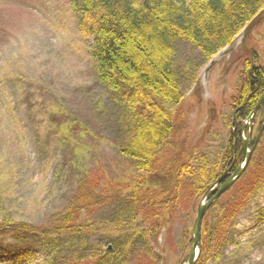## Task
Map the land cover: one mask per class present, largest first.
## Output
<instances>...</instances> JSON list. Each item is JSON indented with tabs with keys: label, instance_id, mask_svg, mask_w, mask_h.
<instances>
[{
	"label": "rangeland",
	"instance_id": "obj_1",
	"mask_svg": "<svg viewBox=\"0 0 264 264\" xmlns=\"http://www.w3.org/2000/svg\"><path fill=\"white\" fill-rule=\"evenodd\" d=\"M73 1L0 0V195L11 219L38 228L55 227L72 203L84 204L76 222L88 232L81 243L69 240L77 249L59 239L64 248L54 261L39 247L40 233L0 229V264H92L91 255L107 246L118 248L122 258L110 259L119 264H182L192 247L194 214L207 199L190 196L189 182H182L168 225L157 238L144 237L141 228L152 226L155 210L138 212L129 198L135 183L149 177H139L120 153L132 138L131 117L98 81L94 43L79 35ZM244 33L213 61L175 41L174 73L184 98L168 108L174 132L158 168L166 169L179 151L215 164L232 130L231 97L244 61L264 69V20L245 39ZM256 147L242 176L205 216V237L215 217L230 212L231 218L209 245L202 238L196 264H264V243L254 245L264 240V151Z\"/></svg>",
	"mask_w": 264,
	"mask_h": 264
},
{
	"label": "trees",
	"instance_id": "obj_2",
	"mask_svg": "<svg viewBox=\"0 0 264 264\" xmlns=\"http://www.w3.org/2000/svg\"><path fill=\"white\" fill-rule=\"evenodd\" d=\"M72 8L78 17L79 35L94 43L92 58L98 81L131 117L132 138L120 153L137 169L139 177L145 174L149 180L143 185L135 183L129 201L138 212L155 210L152 226L141 230L145 238H157L179 203L182 182L188 181L187 192L199 198L227 167L234 172L242 163V138L249 131V126L243 129L242 124L264 93V69L252 60L244 61L243 75L231 97L232 130L215 164L209 167L203 154L195 159L188 152L179 151L166 169L158 168L159 155L174 132V117L168 108L181 105L184 98L174 73V43L187 42L210 61L219 51L232 46L243 30L248 31L264 20V0H77L72 2ZM258 119L262 121L256 124ZM252 121L257 135L264 123L261 110ZM263 137L264 131L258 142L261 151ZM253 143L254 140L250 147ZM261 162L264 176V157ZM260 180L257 175L256 181ZM85 192L86 189L81 194L88 198ZM84 207L83 204L76 208L72 203L55 227L38 228L11 219L0 195V229L40 233L44 238L39 247H46L47 253L56 258L58 248L62 247L59 239H67L68 247L77 249L79 246L71 245L69 240L81 243L87 235V226L76 222V215ZM214 207L215 204L208 213ZM230 218V212H225L211 220L212 233L209 237L202 233L204 243L209 245L212 238H218V230ZM189 243L193 244L192 234ZM261 243L264 240L254 245ZM117 249L94 252L91 263L119 264L115 259L122 255Z\"/></svg>",
	"mask_w": 264,
	"mask_h": 264
},
{
	"label": "water",
	"instance_id": "obj_3",
	"mask_svg": "<svg viewBox=\"0 0 264 264\" xmlns=\"http://www.w3.org/2000/svg\"><path fill=\"white\" fill-rule=\"evenodd\" d=\"M263 104H264V93L260 97V99L258 100L254 110L248 116V118L246 120V123L249 124V132H248L247 138L242 141L244 163H242L236 169V171L231 175V177L219 187L217 192L211 198H209L205 203L199 204V206L197 208V213H196V216L194 219L193 228H192L193 245H192V248H191V250L188 254V257L185 261L186 263L183 262L182 264H195L196 263V261L199 257V254H200V249H201V226H202V221H203L205 214L209 210L210 206L214 202H216L220 198V196L240 177V175L243 173V171L246 169L247 165L249 164L251 155H252V153H253L256 145H257V142L259 141V138H260V136L264 130V125H263L261 132L258 134L253 147L250 150H248L249 142L251 140V135H252V128H253V125L251 123V119L258 112V110H260V109L262 110ZM244 125H245V123H244ZM226 176H227V173H224L217 180V182L214 183L212 185V187L206 192V194L204 195L203 198H206L207 195L209 194V192L212 191L218 184H220L221 181H223ZM110 250H111V246H108L107 251H110Z\"/></svg>",
	"mask_w": 264,
	"mask_h": 264
},
{
	"label": "flooded vegetation",
	"instance_id": "obj_4",
	"mask_svg": "<svg viewBox=\"0 0 264 264\" xmlns=\"http://www.w3.org/2000/svg\"><path fill=\"white\" fill-rule=\"evenodd\" d=\"M225 172H227V174H229V176H230V174L233 173V172L231 173L230 168H228V167L224 170L223 174H224ZM229 176H227L223 181H225L226 179H228Z\"/></svg>",
	"mask_w": 264,
	"mask_h": 264
}]
</instances>
